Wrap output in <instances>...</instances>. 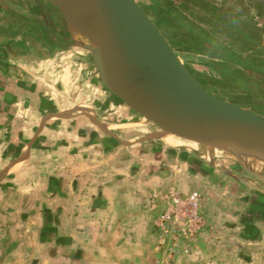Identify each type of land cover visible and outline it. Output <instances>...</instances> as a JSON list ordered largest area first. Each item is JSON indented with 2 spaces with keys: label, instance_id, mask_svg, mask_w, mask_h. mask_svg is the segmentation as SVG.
I'll list each match as a JSON object with an SVG mask.
<instances>
[{
  "label": "crops",
  "instance_id": "1",
  "mask_svg": "<svg viewBox=\"0 0 264 264\" xmlns=\"http://www.w3.org/2000/svg\"><path fill=\"white\" fill-rule=\"evenodd\" d=\"M9 36L0 32V44ZM2 48L0 264H165L150 197L169 188L202 191L206 221L173 264H264V196L242 189L228 196L207 163L172 146L118 145L79 112L84 105L66 102L82 91L111 94L89 75L91 88L70 86L85 64L67 71L62 59L26 61ZM59 113L66 114L45 120Z\"/></svg>",
  "mask_w": 264,
  "mask_h": 264
},
{
  "label": "water",
  "instance_id": "2",
  "mask_svg": "<svg viewBox=\"0 0 264 264\" xmlns=\"http://www.w3.org/2000/svg\"><path fill=\"white\" fill-rule=\"evenodd\" d=\"M43 1L62 16L66 34L57 36L61 46L88 52L100 83L141 118L129 127L153 123L158 130L134 143L125 142L95 115L79 112L123 145L160 140L164 135L196 143L209 153L210 157H202L211 168L264 196V114L210 92L142 0ZM64 114L48 115L45 120ZM219 157L237 169L222 166Z\"/></svg>",
  "mask_w": 264,
  "mask_h": 264
},
{
  "label": "trees",
  "instance_id": "3",
  "mask_svg": "<svg viewBox=\"0 0 264 264\" xmlns=\"http://www.w3.org/2000/svg\"><path fill=\"white\" fill-rule=\"evenodd\" d=\"M142 1L144 9L208 90L220 81L193 69L188 61L208 68L223 83L242 87L244 81L247 87H243L252 97L264 96V25L256 22L264 17V0ZM6 15L7 11L0 12V20H5ZM31 21L42 29L48 25L42 17ZM2 27L0 32L4 33ZM193 56L200 59L194 61Z\"/></svg>",
  "mask_w": 264,
  "mask_h": 264
},
{
  "label": "rangeland",
  "instance_id": "4",
  "mask_svg": "<svg viewBox=\"0 0 264 264\" xmlns=\"http://www.w3.org/2000/svg\"><path fill=\"white\" fill-rule=\"evenodd\" d=\"M22 13H24V12H22ZM25 15L30 20H33L35 18L34 15H31L27 11L25 12ZM256 22L259 25H264V17L257 18ZM18 52H19V56L25 58L26 61L31 60L32 58H43V59L44 58H58V59H62L60 61V64H64L66 66V68L68 69L67 71H69V68L72 66H73L72 67L73 69L77 68V67H75V63L85 64L88 67V69L85 71L89 74H87L86 72L85 73L83 72L84 74H82V80H79L76 84H74V82H73V84H70V86L74 89L80 90V89H82V86H84L83 88L87 87V84L90 82L91 79L90 80L87 79L88 76H86V75H89L88 78L93 76L98 82H100L98 75H97V72H96V69L94 68L93 63L91 61L90 54L84 50L68 49L67 47H63L61 45L60 46L55 45L53 47V49L45 50L43 48L41 49V45L37 44V45L33 46V45L29 44V47L26 49V53H21V51H18ZM180 54L181 53H179V55ZM180 56H181L182 60L186 63L187 60L184 58L183 54H181ZM193 58L195 59L194 61H196L197 59H200V58H197V56H193ZM188 63L193 69H195L197 71H201L203 73H207L208 75H212L213 77H216L215 79H217V81H220L219 83L216 84L217 86H215L214 88L209 86L210 87L209 91L212 92L213 94H215L216 96L230 100L237 105H240V106L247 108L248 110L258 112L261 114L264 113V96L258 95V96L252 97V95L247 93L249 90L246 91L245 87H247V83H244V81H241V85H243L245 87H243V86L240 87L239 85L237 86V85H233V84L231 85L228 83H223L222 79L217 77V76H214L215 74H212L208 68L202 66L201 64H199L197 62L193 63L191 61H188ZM88 87H90V86H88ZM254 91H258V90H254ZM106 95H107V97H104L102 99H99V98L96 99L95 97H91V95H89V93H87L86 91H82V92H79L78 94H76V97H74L75 95L72 96L71 97L72 101H70V99L67 98L66 102L68 103V106H71L72 104L84 105V108H82L83 110L88 111L89 113H92L95 116H98V119L101 122H103L105 124H109V126L111 128V130H110L111 133L116 134L120 139L124 140L125 142L134 143V142L138 141L139 139L145 137L146 135L158 130V128L153 123H148L145 125H135V126L129 127L130 124L139 122L141 118L138 115L134 114L123 102H121L114 95H112V94H110V95L106 94ZM62 104H63V101H62ZM68 109H73V108H68ZM95 110L97 111V113L95 112ZM100 130L101 129L99 128V131ZM117 141H119V140L117 139ZM147 143H159L161 145L171 146V145L166 144L163 141V139L151 140V141H147V142H143V143H135L134 145H129V146H133V147L135 146L137 148L142 147L144 150L145 147H147V145H150ZM118 145L125 146V147L127 146V145H123L120 141L118 142ZM172 147H174L178 150H182V151L189 152L191 154L196 155L200 159V161L206 165V163L204 162V158H203L204 153H202L201 150H199V149L195 150V149H191L189 147H184V146H172ZM217 161L222 166H224L226 168H229L232 170L237 169L234 166V164H232L231 162H229L227 160H224L223 158L219 157V158H217ZM204 170L206 172H208L209 178L211 180H213L216 184H219L220 182H222L221 184H222V186L226 187V192H227L228 196H231V194L235 195L236 191L238 189H242L243 190L242 193L244 192L247 194L248 193L251 194V192H252L251 195H257L258 194L256 192L251 191L249 189H246L244 187L238 188V184L233 179H231L230 177L226 176L225 174H223L221 172H216L215 174H213L214 172L208 166H205ZM203 181H204L203 187H204L205 193L210 194V196H211L212 191L209 187L207 188V186H206L207 180L203 179ZM239 187H241V186H239ZM216 190H217V188H216ZM192 192H199L200 198H201V211L203 212V215H204V208H203V201H202V199L204 198L203 192L200 190H197V189H193L192 191H190V193H192ZM218 192H215V194H212V196L217 198ZM212 193H214V192H212ZM222 200L228 202V199L226 197Z\"/></svg>",
  "mask_w": 264,
  "mask_h": 264
},
{
  "label": "built area",
  "instance_id": "5",
  "mask_svg": "<svg viewBox=\"0 0 264 264\" xmlns=\"http://www.w3.org/2000/svg\"><path fill=\"white\" fill-rule=\"evenodd\" d=\"M150 202L152 210L160 211L155 222L157 247L166 258L165 264H173L206 227L200 194L192 192L184 196L177 189L169 188L153 193Z\"/></svg>",
  "mask_w": 264,
  "mask_h": 264
},
{
  "label": "flooded vegetation",
  "instance_id": "6",
  "mask_svg": "<svg viewBox=\"0 0 264 264\" xmlns=\"http://www.w3.org/2000/svg\"><path fill=\"white\" fill-rule=\"evenodd\" d=\"M0 12L7 11L5 20H0L3 31L9 34L10 42L1 43L4 55L19 56V52L26 53L29 44L41 45V49L51 50L55 45H61L58 34L65 36L64 22L57 9L43 0H0ZM34 15L36 18H45L48 25L45 29L36 25L25 15V12ZM24 12V13H22ZM9 18L15 21L8 22Z\"/></svg>",
  "mask_w": 264,
  "mask_h": 264
},
{
  "label": "bare ground",
  "instance_id": "7",
  "mask_svg": "<svg viewBox=\"0 0 264 264\" xmlns=\"http://www.w3.org/2000/svg\"><path fill=\"white\" fill-rule=\"evenodd\" d=\"M106 135H110V132L109 131H103ZM153 133V132H152ZM151 134V133H150ZM154 134V133H153ZM149 135V134H148ZM163 137V141L168 144V145H171V146H184V147H189L191 149H198V145L196 143H193V142H188V141H183L177 137H174V136H167V135H164L162 136ZM204 155H206L207 157H210L209 153L208 152H203ZM248 176L252 179H256L254 176H252L251 174H248Z\"/></svg>",
  "mask_w": 264,
  "mask_h": 264
}]
</instances>
